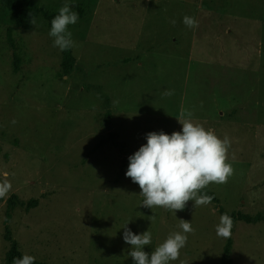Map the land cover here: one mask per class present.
Listing matches in <instances>:
<instances>
[{
	"label": "rangeland",
	"instance_id": "rangeland-1",
	"mask_svg": "<svg viewBox=\"0 0 264 264\" xmlns=\"http://www.w3.org/2000/svg\"><path fill=\"white\" fill-rule=\"evenodd\" d=\"M19 3L51 13L69 3L83 14L69 25L74 65L64 73L51 26L40 15L35 26L16 24L0 0V180L7 173L12 185L0 203V264L12 195L11 237L22 255L45 264H133L123 240L128 221L134 234L150 231L143 250L151 254L181 231L179 219L194 232L170 264H264V222L235 221L226 239L215 231L220 209L264 217V0ZM186 15L199 26L186 27ZM182 109L229 138L234 174L204 189L217 202L189 201L174 215L141 205L127 167L118 173L147 133L180 131ZM110 132L123 152L111 143L96 147Z\"/></svg>",
	"mask_w": 264,
	"mask_h": 264
},
{
	"label": "clouds",
	"instance_id": "clouds-1",
	"mask_svg": "<svg viewBox=\"0 0 264 264\" xmlns=\"http://www.w3.org/2000/svg\"><path fill=\"white\" fill-rule=\"evenodd\" d=\"M79 14L72 10L69 3H64L58 14L51 20L48 35L53 40V47L61 52L75 46L69 25L76 24ZM182 22L190 29L199 26V22L191 16H184ZM30 23L37 21L31 17ZM175 24V20L172 21ZM164 95H173L172 90H166ZM193 113L181 110L178 123L180 131H173L170 135L164 132H149L146 134V143L128 157V167L125 176L139 186V195L143 197L141 205L152 209L160 207L171 211L185 209L189 201L194 206H206L213 197L203 194V190L210 184H226L234 174L232 165L228 162V149L231 146L227 136L219 138L211 129L193 120ZM15 123V121H13ZM0 180V199L8 196L12 189L7 179ZM154 219L149 217L150 223ZM179 229L172 231L167 238L149 254L143 250L144 246L152 243L150 231L134 234L128 227V222L122 227L123 240L131 246L128 255L133 264H170L180 258V250L187 244L188 234L194 229L191 222L179 219ZM234 221L224 213L215 226L217 236L229 238L232 234ZM35 257L23 254L14 257L12 264H34ZM180 264H188L180 260Z\"/></svg>",
	"mask_w": 264,
	"mask_h": 264
},
{
	"label": "trees",
	"instance_id": "trees-1",
	"mask_svg": "<svg viewBox=\"0 0 264 264\" xmlns=\"http://www.w3.org/2000/svg\"><path fill=\"white\" fill-rule=\"evenodd\" d=\"M3 5L13 14L14 20L16 24H23L26 21H30L31 17L37 18L39 15L51 26V20L54 18L55 15L58 14V12L51 13L48 12L44 8H22L19 0H2ZM77 13L79 14V19L83 14V9L79 8ZM11 31L12 28L9 27L7 29V39L10 44V46L13 48V40L11 37ZM14 62H15V70L17 69V64L19 63V57L16 54H13ZM74 65V59L71 56L70 49L61 52V69L64 73H68L72 70ZM108 116V115H106ZM107 121V120H106ZM110 130V128H109ZM107 143H111L112 146L119 148L122 152L123 149L125 148L124 143H119L115 140V134L113 132H110L108 134V138L106 140L101 141L96 147H100L102 145H105ZM129 161L126 160V158L122 159L121 166H120V171L118 175H121V172L123 168L128 167ZM203 194H207L213 197L212 202H217L216 198L211 192H207L203 190ZM16 197L14 195L10 196L8 199L5 200V227H4V240L9 243V249L5 253L4 261L2 264H12L13 258L14 257H21L22 254L20 253L18 249L17 242L12 239L11 233L8 227L12 211L14 209L15 203L14 200ZM4 200L0 199V203H2ZM220 215L227 213L229 214L233 221H244L249 224H255L258 222H264V217L261 215H255V216H249L245 214H240L237 212H225L224 210L220 209L219 210ZM226 253L228 252V246L225 247ZM229 262H221L220 264H228ZM34 264H45L39 261H34Z\"/></svg>",
	"mask_w": 264,
	"mask_h": 264
}]
</instances>
